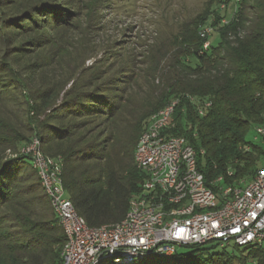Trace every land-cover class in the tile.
I'll return each instance as SVG.
<instances>
[{
    "label": "trees",
    "instance_id": "16d2710c",
    "mask_svg": "<svg viewBox=\"0 0 264 264\" xmlns=\"http://www.w3.org/2000/svg\"><path fill=\"white\" fill-rule=\"evenodd\" d=\"M2 15L0 72H8L16 54L10 28L27 22ZM220 20L217 9L211 23L215 38L213 33L202 38L197 29L183 39L187 48L178 47L167 64L155 99L121 107L97 101L93 92L72 91L65 110L81 118L72 121V131L41 111L53 104L54 95L35 90L31 95L20 78L0 80V264H62L65 236L59 219L31 156L20 153L34 138L45 155L61 159L65 192L92 227L125 217L144 180L134 158L138 137L149 117L173 99H178L175 124L168 133L186 137L196 150L206 185L218 176L231 185L253 177L264 164V143L253 144L245 136L264 123V0H242L233 18L225 24ZM206 40L209 47L203 49ZM16 88L23 100L8 91ZM97 114L108 117L109 132L97 140L78 135L80 123ZM51 145L52 155L46 153ZM215 246L220 245H183L171 256L146 255L134 264H148L140 262L151 256L161 257L160 264H264V247L233 244L211 252Z\"/></svg>",
    "mask_w": 264,
    "mask_h": 264
},
{
    "label": "rangeland",
    "instance_id": "374dc122",
    "mask_svg": "<svg viewBox=\"0 0 264 264\" xmlns=\"http://www.w3.org/2000/svg\"><path fill=\"white\" fill-rule=\"evenodd\" d=\"M219 1L7 0L4 8L0 0L2 17L17 15L27 22L25 27L16 24L10 28L16 46L11 51L16 54L12 71L0 72V80L20 78L30 94L35 90L54 95L53 104L41 111L51 114L57 126L72 131V121L81 119L65 110L72 91L93 92L97 101L105 99L121 107L155 99L163 71L178 47H184L181 42L203 24H213ZM8 91L23 100L19 88ZM88 117L80 121L78 135L102 139L109 132L108 117ZM245 138L253 144L261 141L254 128ZM52 148L46 153L52 155ZM220 248L215 246L211 252ZM162 262L161 257L151 256L140 263ZM99 264L117 262L105 258Z\"/></svg>",
    "mask_w": 264,
    "mask_h": 264
},
{
    "label": "built area",
    "instance_id": "2783aa9c",
    "mask_svg": "<svg viewBox=\"0 0 264 264\" xmlns=\"http://www.w3.org/2000/svg\"><path fill=\"white\" fill-rule=\"evenodd\" d=\"M241 1L218 2L221 24L236 15ZM213 32L211 24L198 30L202 38ZM208 47L206 40L203 49ZM177 103L173 99L154 112L140 133L134 158L144 180L131 197L125 217L116 224L92 227L86 223L65 192L61 159L45 155L38 139L20 149L31 156L59 219L65 236L62 264H99L105 258L134 264L146 255L167 257L178 246L210 242L264 247V164L251 179L238 184H225L223 176H218L206 185L197 168L196 150L186 137L168 133L175 124ZM254 130L264 143V123Z\"/></svg>",
    "mask_w": 264,
    "mask_h": 264
},
{
    "label": "water",
    "instance_id": "95a60500",
    "mask_svg": "<svg viewBox=\"0 0 264 264\" xmlns=\"http://www.w3.org/2000/svg\"><path fill=\"white\" fill-rule=\"evenodd\" d=\"M181 246H183V245H181ZM181 246H178L176 249H175V253H176V251L181 247ZM174 253V254H175ZM173 255V254H172Z\"/></svg>",
    "mask_w": 264,
    "mask_h": 264
}]
</instances>
